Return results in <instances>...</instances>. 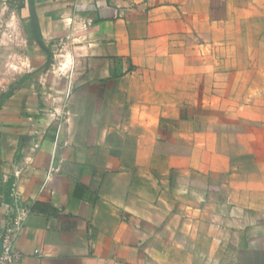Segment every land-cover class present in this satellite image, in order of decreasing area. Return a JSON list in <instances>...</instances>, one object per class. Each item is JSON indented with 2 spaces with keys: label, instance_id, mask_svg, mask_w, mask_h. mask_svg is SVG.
Segmentation results:
<instances>
[{
  "label": "crops",
  "instance_id": "obj_1",
  "mask_svg": "<svg viewBox=\"0 0 264 264\" xmlns=\"http://www.w3.org/2000/svg\"><path fill=\"white\" fill-rule=\"evenodd\" d=\"M15 195L17 264H264V0H0Z\"/></svg>",
  "mask_w": 264,
  "mask_h": 264
},
{
  "label": "built area",
  "instance_id": "obj_2",
  "mask_svg": "<svg viewBox=\"0 0 264 264\" xmlns=\"http://www.w3.org/2000/svg\"><path fill=\"white\" fill-rule=\"evenodd\" d=\"M30 215V208L19 195H15V211L9 216L1 237L0 264H17L23 258L18 250L17 242L24 230L26 220ZM39 254V251H36Z\"/></svg>",
  "mask_w": 264,
  "mask_h": 264
},
{
  "label": "rangeland",
  "instance_id": "obj_3",
  "mask_svg": "<svg viewBox=\"0 0 264 264\" xmlns=\"http://www.w3.org/2000/svg\"><path fill=\"white\" fill-rule=\"evenodd\" d=\"M57 48H56V52L53 54L52 53V57L50 58V63L49 64H54V65H58L59 64V60L60 59H62L63 60V58H60V56L62 55V54H64L63 53V51H62V46H59V42L57 43Z\"/></svg>",
  "mask_w": 264,
  "mask_h": 264
},
{
  "label": "water",
  "instance_id": "obj_4",
  "mask_svg": "<svg viewBox=\"0 0 264 264\" xmlns=\"http://www.w3.org/2000/svg\"><path fill=\"white\" fill-rule=\"evenodd\" d=\"M33 21H34V23H36V22H35V15H33ZM39 42H40V41H39ZM40 43H41V42H40Z\"/></svg>",
  "mask_w": 264,
  "mask_h": 264
}]
</instances>
